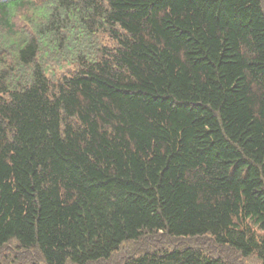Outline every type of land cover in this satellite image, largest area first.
<instances>
[{
    "label": "trees",
    "instance_id": "1",
    "mask_svg": "<svg viewBox=\"0 0 264 264\" xmlns=\"http://www.w3.org/2000/svg\"><path fill=\"white\" fill-rule=\"evenodd\" d=\"M0 25V250L208 239L264 264V0H0ZM121 264L242 263L178 243Z\"/></svg>",
    "mask_w": 264,
    "mask_h": 264
},
{
    "label": "rangeland",
    "instance_id": "2",
    "mask_svg": "<svg viewBox=\"0 0 264 264\" xmlns=\"http://www.w3.org/2000/svg\"><path fill=\"white\" fill-rule=\"evenodd\" d=\"M35 5L40 4V0H32ZM29 15V11L26 9L17 10V15L14 18L15 26L17 27L16 31L20 32L23 28H27L25 18ZM3 27L0 25V29ZM100 43H106L104 38H99ZM72 54L69 55V58ZM45 65V71L47 77L52 80H56L63 74H69L75 70V65L73 61L70 63L64 62L60 60L59 62L53 55H42L39 59ZM178 243H187L197 247L202 248L206 253L212 255H223L226 258H229L231 261H240L242 264H260L259 261L255 257H250L248 259H241L234 252L223 251L215 247L208 239H195L192 241L179 240H165V241H157V239H142L135 243H127L124 244L120 250L113 255V257L106 262L105 264H121V262L133 255H139L145 251H153L154 249L160 248H172L176 246ZM184 245V244H180ZM36 259L34 251H24L17 247L16 243H11L0 250V263L1 264H29L30 262Z\"/></svg>",
    "mask_w": 264,
    "mask_h": 264
},
{
    "label": "clouds",
    "instance_id": "3",
    "mask_svg": "<svg viewBox=\"0 0 264 264\" xmlns=\"http://www.w3.org/2000/svg\"><path fill=\"white\" fill-rule=\"evenodd\" d=\"M18 7H19V4L17 2L10 3L7 7V13L6 14L9 17L16 16Z\"/></svg>",
    "mask_w": 264,
    "mask_h": 264
}]
</instances>
